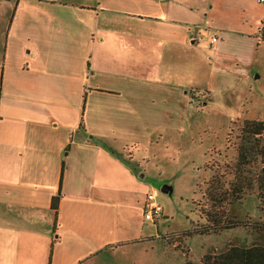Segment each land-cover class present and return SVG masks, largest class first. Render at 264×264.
Instances as JSON below:
<instances>
[{
  "label": "crops",
  "instance_id": "1",
  "mask_svg": "<svg viewBox=\"0 0 264 264\" xmlns=\"http://www.w3.org/2000/svg\"><path fill=\"white\" fill-rule=\"evenodd\" d=\"M230 2L0 0V264H114L154 238L133 161L248 82L264 17L232 28Z\"/></svg>",
  "mask_w": 264,
  "mask_h": 264
},
{
  "label": "rangeland",
  "instance_id": "2",
  "mask_svg": "<svg viewBox=\"0 0 264 264\" xmlns=\"http://www.w3.org/2000/svg\"><path fill=\"white\" fill-rule=\"evenodd\" d=\"M241 3V4H240ZM229 16L218 15L230 20L232 28H257L264 17V2L257 0H231L227 3ZM254 68L248 82L239 88L213 89L211 99L217 105L215 112L226 108L230 112H241L240 119L210 113L198 114V126L191 134H183L176 144L162 151L142 155L133 161L142 177L140 195L154 193L156 201L163 206L156 221L141 222L145 236H154L141 243H129L119 248L114 264H183L186 260L198 261L208 250L220 251L228 243L250 244L255 238L254 223H264V211L260 209L256 191L246 194L234 205L238 219L244 225L217 234L185 236L184 232L204 223L200 209L208 207L204 195L206 182L215 173L228 172L234 163L235 144L242 121L264 120V41L255 48ZM233 94V95H232ZM243 100V106L231 105ZM204 94H190V102L200 112ZM229 100L231 102L229 103ZM237 108V109H236ZM213 113V112H212ZM227 174L225 179H229ZM163 186L168 190L163 191ZM139 216V214H138ZM143 216V211H142ZM139 221V219H138Z\"/></svg>",
  "mask_w": 264,
  "mask_h": 264
},
{
  "label": "trees",
  "instance_id": "3",
  "mask_svg": "<svg viewBox=\"0 0 264 264\" xmlns=\"http://www.w3.org/2000/svg\"><path fill=\"white\" fill-rule=\"evenodd\" d=\"M259 34L264 41V20ZM235 152L230 170L215 173L206 182L204 195L209 206L200 209L204 223L186 230L185 236L217 234L244 225L234 205L252 191H256L259 207L264 211V120L246 118L242 121ZM227 174H231L229 179H225ZM59 196L60 192L51 199L55 216ZM251 229L255 230V238L250 244L228 243L220 251L208 250L198 261L186 260L183 264H264V223H254Z\"/></svg>",
  "mask_w": 264,
  "mask_h": 264
},
{
  "label": "built area",
  "instance_id": "4",
  "mask_svg": "<svg viewBox=\"0 0 264 264\" xmlns=\"http://www.w3.org/2000/svg\"><path fill=\"white\" fill-rule=\"evenodd\" d=\"M259 2H264V0H258ZM217 41V36L211 37V42ZM163 206L156 201L154 193H149L146 195V200L144 203V218L146 220L156 221L162 214Z\"/></svg>",
  "mask_w": 264,
  "mask_h": 264
},
{
  "label": "water",
  "instance_id": "5",
  "mask_svg": "<svg viewBox=\"0 0 264 264\" xmlns=\"http://www.w3.org/2000/svg\"><path fill=\"white\" fill-rule=\"evenodd\" d=\"M162 190L163 191H167L168 190V187L167 186H163Z\"/></svg>",
  "mask_w": 264,
  "mask_h": 264
}]
</instances>
